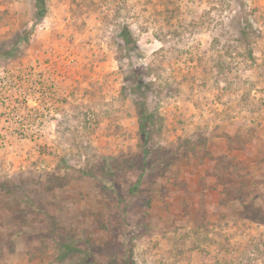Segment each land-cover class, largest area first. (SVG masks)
Masks as SVG:
<instances>
[{
	"label": "rangeland",
	"instance_id": "obj_1",
	"mask_svg": "<svg viewBox=\"0 0 264 264\" xmlns=\"http://www.w3.org/2000/svg\"><path fill=\"white\" fill-rule=\"evenodd\" d=\"M45 6L0 0V264H264V0Z\"/></svg>",
	"mask_w": 264,
	"mask_h": 264
},
{
	"label": "built area",
	"instance_id": "obj_2",
	"mask_svg": "<svg viewBox=\"0 0 264 264\" xmlns=\"http://www.w3.org/2000/svg\"><path fill=\"white\" fill-rule=\"evenodd\" d=\"M43 76L44 75L39 77V79H43L44 78ZM38 85H39V86H37L38 89H36V86H35V88L32 89L33 91L31 92V95L30 96L27 95V99H29V97H30L31 100L35 99L36 101H38V99H39L40 102L45 101L47 103L46 104L47 107L45 109L46 111H45L44 115H42V114H39L38 112H36L35 109L30 110L29 113H27V116H31L32 122L27 124V126L28 127L41 126L42 128H44L50 124L48 120L50 118L51 113L55 110V104L50 102V100L52 99V97L54 95L57 94V88L54 85H52L51 82H39ZM34 132H37V130H34ZM25 139H27V138H25Z\"/></svg>",
	"mask_w": 264,
	"mask_h": 264
},
{
	"label": "trees",
	"instance_id": "obj_3",
	"mask_svg": "<svg viewBox=\"0 0 264 264\" xmlns=\"http://www.w3.org/2000/svg\"><path fill=\"white\" fill-rule=\"evenodd\" d=\"M36 7H37V18L41 19V18L45 17V15L47 13V8L45 6V0H36ZM122 35H123V39L126 42H129V43L132 42L131 37H130L127 29L123 30V34ZM22 37H19L18 41L22 40ZM136 45H137V42H134L133 47H136ZM13 49L14 48H12V49L7 51L9 56L11 55V52H12ZM10 57H12V56H10ZM138 89L139 88H137L136 90H138ZM139 114H140L141 129H142V132L144 133V137L143 138L145 139L144 141H145V144L147 145V143H149V139H148L149 137H148V134L146 132V127L148 125L149 118L151 117V115L149 114V112H147V110L145 109L144 106L142 107L141 104L139 105ZM148 163L149 162H147V161H146V163L143 161V164H142L143 169L145 168L146 164L148 166ZM126 259H127V262L130 263V258L128 256H126Z\"/></svg>",
	"mask_w": 264,
	"mask_h": 264
}]
</instances>
